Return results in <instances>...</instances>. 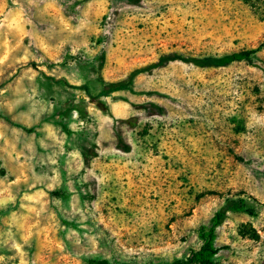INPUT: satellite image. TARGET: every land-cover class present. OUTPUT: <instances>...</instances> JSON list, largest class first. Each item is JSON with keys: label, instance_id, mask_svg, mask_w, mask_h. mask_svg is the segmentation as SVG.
<instances>
[{"label": "rangeland", "instance_id": "obj_1", "mask_svg": "<svg viewBox=\"0 0 264 264\" xmlns=\"http://www.w3.org/2000/svg\"><path fill=\"white\" fill-rule=\"evenodd\" d=\"M238 199L264 264V0H0V264H175Z\"/></svg>", "mask_w": 264, "mask_h": 264}, {"label": "trees", "instance_id": "obj_2", "mask_svg": "<svg viewBox=\"0 0 264 264\" xmlns=\"http://www.w3.org/2000/svg\"><path fill=\"white\" fill-rule=\"evenodd\" d=\"M253 54V51H241L225 55L217 60H208L206 64H217L219 66L226 65L232 62L248 61ZM168 61L173 59L168 58ZM195 65H202L201 61L192 60ZM205 64V63H203ZM118 86L117 89H121ZM227 212H244L252 215V209L242 199L228 200L226 204L218 210L212 217L209 226L202 232V244L193 251L185 261H176L175 264H218L214 261L218 248L215 246L216 228L221 224Z\"/></svg>", "mask_w": 264, "mask_h": 264}]
</instances>
